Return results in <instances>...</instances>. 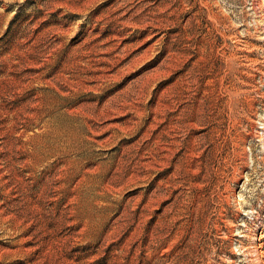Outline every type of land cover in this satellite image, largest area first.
I'll return each mask as SVG.
<instances>
[{
  "label": "rangeland",
  "instance_id": "1",
  "mask_svg": "<svg viewBox=\"0 0 264 264\" xmlns=\"http://www.w3.org/2000/svg\"><path fill=\"white\" fill-rule=\"evenodd\" d=\"M0 264H264V0H0Z\"/></svg>",
  "mask_w": 264,
  "mask_h": 264
}]
</instances>
